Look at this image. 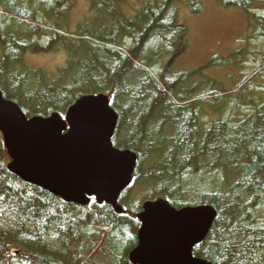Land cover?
<instances>
[{
  "label": "trees",
  "instance_id": "trees-1",
  "mask_svg": "<svg viewBox=\"0 0 264 264\" xmlns=\"http://www.w3.org/2000/svg\"><path fill=\"white\" fill-rule=\"evenodd\" d=\"M177 1L89 0L88 17L64 34L55 17L63 0H0L3 98L28 118H47L64 116L82 96L114 97L113 146L138 159L133 184L119 200L125 212L117 214L93 198L86 207L65 203L22 182L7 168L1 138L0 264H130L136 214L156 199L176 210L216 209L194 257L209 264H264V62L238 72L239 79L221 90L211 78L202 80L201 70L177 68L174 59L190 45ZM202 1L188 5L198 12ZM213 1L247 15V41L264 37V0ZM57 49L66 55L63 67L52 73L27 67L31 50ZM246 49L242 56L231 53L238 64ZM212 63L227 66L222 57ZM118 98L129 101L128 109Z\"/></svg>",
  "mask_w": 264,
  "mask_h": 264
},
{
  "label": "water",
  "instance_id": "water-1",
  "mask_svg": "<svg viewBox=\"0 0 264 264\" xmlns=\"http://www.w3.org/2000/svg\"><path fill=\"white\" fill-rule=\"evenodd\" d=\"M118 116L103 94L82 96L65 117L27 118L0 92V134L11 160L8 170L22 182L86 207L90 198L117 214L121 193L130 187L136 154L113 147ZM216 211L211 206L174 209L167 201L146 202L137 214V245L131 264H209L193 257Z\"/></svg>",
  "mask_w": 264,
  "mask_h": 264
},
{
  "label": "rangeland",
  "instance_id": "rangeland-1",
  "mask_svg": "<svg viewBox=\"0 0 264 264\" xmlns=\"http://www.w3.org/2000/svg\"><path fill=\"white\" fill-rule=\"evenodd\" d=\"M191 1H177L178 7H180L178 10L179 19L188 30L190 44L187 51L174 59V62L179 59L177 68L182 64L181 69L186 72L201 70V79L203 80L202 76L211 78L212 82H210L213 84V88L221 90L219 87H229L239 79L238 72L257 67L264 62V37L247 41V35L251 32L245 13L237 8L221 7L213 0H203L202 8L200 7L198 12H194L188 5ZM69 2L70 0H63L61 6L57 7L60 11L55 13L56 28L64 34L76 31L77 23L88 17L90 5L89 0H71L73 6L68 8ZM136 5L133 4V6ZM40 43L46 46V40ZM244 49H246L244 60L238 64L240 59H233L231 53L242 51L240 54L242 56ZM39 52L31 50L26 54L27 67L52 73L65 65L66 55L61 49ZM219 57L226 59L227 66L212 63ZM192 92L195 91L192 90ZM113 98L110 97V104H113ZM224 102L225 100H221V103ZM128 103V100L118 98V104L122 109L125 106L128 109ZM157 119H163V117ZM157 119L150 128V137L154 140L159 138L158 127L161 122Z\"/></svg>",
  "mask_w": 264,
  "mask_h": 264
}]
</instances>
